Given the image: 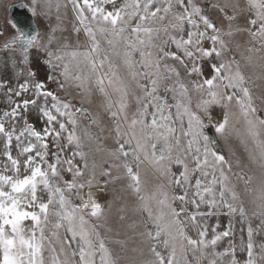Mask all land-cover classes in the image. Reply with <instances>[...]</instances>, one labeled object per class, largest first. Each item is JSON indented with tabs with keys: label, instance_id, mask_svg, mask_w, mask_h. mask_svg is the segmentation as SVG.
I'll return each mask as SVG.
<instances>
[{
	"label": "snow or ice",
	"instance_id": "6c2138e0",
	"mask_svg": "<svg viewBox=\"0 0 264 264\" xmlns=\"http://www.w3.org/2000/svg\"><path fill=\"white\" fill-rule=\"evenodd\" d=\"M19 7L31 24L0 23V264H264V0ZM241 129L258 176L220 149ZM121 181L123 239L121 197L100 200Z\"/></svg>",
	"mask_w": 264,
	"mask_h": 264
},
{
	"label": "rangeland",
	"instance_id": "374dc122",
	"mask_svg": "<svg viewBox=\"0 0 264 264\" xmlns=\"http://www.w3.org/2000/svg\"><path fill=\"white\" fill-rule=\"evenodd\" d=\"M22 0H11V3H16ZM5 16H7V12H5L3 9H0V23L3 22ZM257 55H264V54H257ZM46 71L45 69L41 68V73ZM248 74L252 76L253 79V93L255 96L259 97L262 93H264V78L261 77V71L259 68H254L248 70ZM99 102L98 98L94 97V103L92 104V110H96V105ZM259 103V102H258ZM87 106V105H86ZM260 115L264 117V111H261ZM237 128H241V125L236 124ZM243 138V130L241 129V135L237 136L235 133L228 139V142L225 143L224 140L220 139L219 144H220V149L224 152L225 155L229 154V151L235 153V156L240 158L244 164L247 165L245 168V171L249 172V174L255 173L257 176L259 175V168L257 165L252 164L250 161L247 159V151H246V145L245 143H242L241 140ZM250 147V146H249ZM98 159L100 158L99 156L97 157ZM143 175V174H142ZM147 178V177H145ZM126 183V181H121L115 185H110L107 192L100 194V200L106 201L109 199H112L114 196H120L121 199L115 202L112 216H111V223L113 224L114 229L119 228L121 231L122 235L119 237L121 239L124 238V232L125 230L121 227V222L117 219V214H116V207H119L121 203H127L129 206L132 204V198L125 192L123 191V185ZM129 219H136L139 220L141 217L139 214L133 213L131 211L128 212ZM128 221H125L124 223H127ZM214 222V221H212ZM222 224L227 223L226 218H221ZM128 236H132V233L130 231L127 232ZM138 245L137 241H130L129 242V251L127 252V255L129 257L133 256L134 253L131 252L132 247H136ZM117 251H119L117 249Z\"/></svg>",
	"mask_w": 264,
	"mask_h": 264
},
{
	"label": "water",
	"instance_id": "95a60500",
	"mask_svg": "<svg viewBox=\"0 0 264 264\" xmlns=\"http://www.w3.org/2000/svg\"><path fill=\"white\" fill-rule=\"evenodd\" d=\"M22 1L13 3V7L7 10V16L11 17L15 20L23 22L25 26L29 25L32 23L30 14L26 12L25 9L19 7V4ZM220 145V144H219Z\"/></svg>",
	"mask_w": 264,
	"mask_h": 264
}]
</instances>
